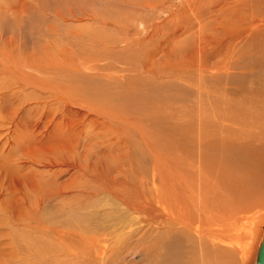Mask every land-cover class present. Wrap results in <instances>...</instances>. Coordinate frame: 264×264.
Segmentation results:
<instances>
[{"label": "rangeland", "instance_id": "obj_1", "mask_svg": "<svg viewBox=\"0 0 264 264\" xmlns=\"http://www.w3.org/2000/svg\"><path fill=\"white\" fill-rule=\"evenodd\" d=\"M197 78H264V0H0V264H255Z\"/></svg>", "mask_w": 264, "mask_h": 264}, {"label": "crops", "instance_id": "obj_2", "mask_svg": "<svg viewBox=\"0 0 264 264\" xmlns=\"http://www.w3.org/2000/svg\"><path fill=\"white\" fill-rule=\"evenodd\" d=\"M259 79L250 82L246 79L237 80V85H233L242 88L240 94L244 96L235 98L236 105L227 106L226 102L225 104L223 102L224 105L214 111L212 120L210 104L205 100L211 96L210 88L218 86L211 85L209 78L203 80L197 78L193 80L196 86L191 90L193 100L196 96V102L192 103L191 130L198 131L199 141L200 134L206 135L207 145L205 146L203 142L201 144L206 150H211V155L202 158H207L206 166H214V170L218 167V170H215L216 174L225 180L222 182L223 185H228L226 191L224 190L218 197L231 199V206H236L238 213L264 209V101L263 111L260 113V109L255 106H247L245 97L248 86L252 87L249 96L255 98L254 102L260 97L259 93L264 95V90L259 88L264 87V78ZM227 85L220 86L222 90L215 91L220 93L216 96H225ZM202 119L206 121L202 122ZM223 168L229 171H224L220 175ZM227 178L230 180L229 184Z\"/></svg>", "mask_w": 264, "mask_h": 264}, {"label": "water", "instance_id": "obj_3", "mask_svg": "<svg viewBox=\"0 0 264 264\" xmlns=\"http://www.w3.org/2000/svg\"><path fill=\"white\" fill-rule=\"evenodd\" d=\"M263 236L259 242L255 264H264V225H263Z\"/></svg>", "mask_w": 264, "mask_h": 264}, {"label": "bare ground", "instance_id": "obj_4", "mask_svg": "<svg viewBox=\"0 0 264 264\" xmlns=\"http://www.w3.org/2000/svg\"><path fill=\"white\" fill-rule=\"evenodd\" d=\"M263 230V229H262ZM263 236V235H262ZM256 261V260H255Z\"/></svg>", "mask_w": 264, "mask_h": 264}]
</instances>
